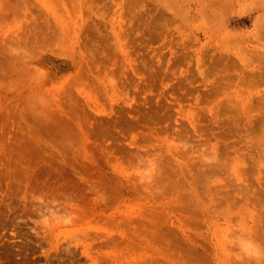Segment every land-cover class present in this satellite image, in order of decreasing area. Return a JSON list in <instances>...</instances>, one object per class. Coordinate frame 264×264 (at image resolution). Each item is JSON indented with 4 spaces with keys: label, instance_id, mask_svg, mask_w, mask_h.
I'll return each instance as SVG.
<instances>
[{
    "label": "rangeland",
    "instance_id": "1",
    "mask_svg": "<svg viewBox=\"0 0 264 264\" xmlns=\"http://www.w3.org/2000/svg\"><path fill=\"white\" fill-rule=\"evenodd\" d=\"M0 264H264V0H0Z\"/></svg>",
    "mask_w": 264,
    "mask_h": 264
},
{
    "label": "bare ground",
    "instance_id": "2",
    "mask_svg": "<svg viewBox=\"0 0 264 264\" xmlns=\"http://www.w3.org/2000/svg\"><path fill=\"white\" fill-rule=\"evenodd\" d=\"M127 65V64H126ZM80 117V116H79ZM83 118V117H82ZM79 119H81V117L79 118ZM98 196V195H97Z\"/></svg>",
    "mask_w": 264,
    "mask_h": 264
}]
</instances>
